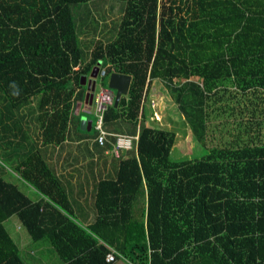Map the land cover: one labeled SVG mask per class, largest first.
<instances>
[{
    "label": "trees",
    "instance_id": "16d2710c",
    "mask_svg": "<svg viewBox=\"0 0 264 264\" xmlns=\"http://www.w3.org/2000/svg\"><path fill=\"white\" fill-rule=\"evenodd\" d=\"M89 1L0 0V264H43L47 254L50 264H264V0H116L115 32L86 45L72 8ZM98 62L104 83L112 71L130 76L102 113L104 130L137 139L114 156L94 140L92 108L93 142L115 167L83 219L44 152L64 141ZM158 95L159 122L143 111ZM240 113L244 124L227 130ZM166 118L203 153L171 158L177 131ZM12 218L48 244L20 249L3 225Z\"/></svg>",
    "mask_w": 264,
    "mask_h": 264
},
{
    "label": "crops",
    "instance_id": "0c3cea01",
    "mask_svg": "<svg viewBox=\"0 0 264 264\" xmlns=\"http://www.w3.org/2000/svg\"><path fill=\"white\" fill-rule=\"evenodd\" d=\"M100 63V62H99ZM100 65V64H99ZM98 66V65H97ZM88 78V75L85 76ZM104 77L99 74L94 79V84L91 82L84 83V92L81 98L77 99L73 103V115L71 120L74 119L76 124L79 125L80 131L92 130L93 118L89 119L85 113L92 111L90 99L87 97V92L94 88L96 91L99 87L103 86ZM99 82V83H98ZM107 82V80H106ZM106 87V85L104 86ZM162 95L151 96L150 101L157 99V104H154L156 111L153 106H150V111L159 114L161 119L163 115V107L161 106L163 99ZM148 105V101L144 102ZM80 113H82L80 115ZM149 116V115H148ZM165 122L167 125H171L170 121L166 118ZM122 126V125H121ZM124 132V126L121 127ZM91 133L75 132L70 133L69 128L67 135L63 142L57 146H50L46 148L44 156L47 162L52 166L59 175L60 180L63 184L69 185L71 188L79 189L75 196L79 198L76 205L79 209L85 210L80 211L77 215L83 219H91L94 214L93 210V195L94 185L96 181L114 170V158L111 157L110 153L106 150H102L93 142V136ZM45 148V147H44ZM101 149V150H100ZM83 153V155L81 154ZM128 150L121 151L120 157H126ZM113 163V164H112ZM74 197V195H73ZM83 212H86L88 216H85ZM112 264H125L124 261L116 259Z\"/></svg>",
    "mask_w": 264,
    "mask_h": 264
},
{
    "label": "rangeland",
    "instance_id": "374dc122",
    "mask_svg": "<svg viewBox=\"0 0 264 264\" xmlns=\"http://www.w3.org/2000/svg\"><path fill=\"white\" fill-rule=\"evenodd\" d=\"M123 6V3L121 1H116V0H92L87 2L86 4H79V5H75L72 8V13L73 16L76 17V32L78 33L79 38L81 39V41H83L84 44L86 45H90L91 42L95 39H100V38H109L112 36V34L115 32V28L117 25V21L119 19V15L121 12V7ZM82 9V10H81ZM81 13L82 16H86L87 14H90L88 16V19H86L83 23H80L81 21ZM93 18V21H92ZM89 20L92 21L89 23ZM99 62L97 63V65L99 66ZM99 83V82H98ZM104 87L106 85V83H102ZM264 95V94H263ZM163 99V97H161ZM146 102V101H145ZM154 102L157 104V99L154 100ZM153 102V108L154 111H156V107H154V103ZM142 104V102H141ZM150 105V101H148V105L146 103L143 104V111L145 114L149 115V118L154 120L153 115L149 109ZM23 111V110H21ZM20 111V112H21ZM82 113H80L81 115ZM87 115V117L89 119L93 118V113L92 111L85 113ZM264 114V113H263ZM154 115H156V113L154 112ZM158 115H156L157 117V121L159 122L161 119H163L161 117V119L158 117ZM234 116V115H233ZM231 116L230 117V124L227 128V130H230L232 132H235L237 129L236 123L237 121L241 120V124H244V121L247 117V114L245 113H240V114H235V117ZM264 116V115H263ZM235 118V120H234ZM222 119V118H221ZM152 123H154V121H152ZM170 124L171 127H175L176 128V136H177V140L175 141V143L172 145V149L170 151V157L173 159H179L182 157H190L193 155H199L200 153H203L204 150H202V148L199 146V144L197 142H195V140H193L191 133L189 132V129L187 128H183V122L181 120H173L170 119ZM217 123V119L215 121H211V123ZM167 124V123H165ZM252 125V124H251ZM226 126V127H227ZM252 127H254V125H252ZM69 131L70 133H75V132H83V133H91L92 130H88V131H80L79 129V125L76 124V121L74 119L71 120L69 126ZM184 132V133H183ZM184 134V135H183ZM195 145V146H194ZM133 149V147L131 149L128 150L131 151ZM2 154V153H1ZM0 154V161H4V162H8L5 161V159L3 158V156ZM83 155V153H81ZM2 157V158H1ZM54 167V165H53ZM12 175H14L13 173H11ZM10 174V175H11ZM9 175V174H8ZM8 175H5L7 178L11 179ZM17 184L19 186V189L24 192L28 197H30L31 199L36 198L37 194L35 193L34 190H32V188L30 187H26L27 185L24 183H21V181H17ZM72 193L74 194V197H71V202L76 206V203L78 202L79 198H77L75 196L76 192L79 189L76 188H71ZM4 227L9 231L10 236L12 237V232L14 233V238H18L16 240V243L18 244V247L20 249H24L23 247L28 245L30 248L36 245H40V244H44L45 246L48 244V242L46 241V239H42V240H31L30 238H28L27 236L21 235L23 234V232L21 233V230H19L16 225V222L14 220V218L12 219H8L6 221L3 222ZM16 234V235H15ZM19 235V236H18ZM27 248V247H25ZM35 248V247H34ZM34 251V249H33ZM42 253L44 252V250H41ZM42 253H40V255H38L39 257L42 255ZM22 255L24 256V260L26 258L25 252H22ZM49 254H47L46 256V262H42L43 264H50L53 260L50 259L48 260V258H50L48 256ZM31 260L33 259V256L27 255ZM45 261V260H43ZM26 263H27V259H26Z\"/></svg>",
    "mask_w": 264,
    "mask_h": 264
},
{
    "label": "built area",
    "instance_id": "2783aa9c",
    "mask_svg": "<svg viewBox=\"0 0 264 264\" xmlns=\"http://www.w3.org/2000/svg\"><path fill=\"white\" fill-rule=\"evenodd\" d=\"M103 70H100L98 73L100 76L103 75ZM91 105L93 108V113L95 116L93 127L96 130L97 134L94 138L98 144H104L107 142L110 144L111 153L114 156H120L121 151L129 150L135 145L137 139L136 134H127V133H108L103 128L102 123V113L108 105L112 104V94L103 87H99L96 91L92 93ZM152 107L153 101H150ZM153 118L157 120L156 115L152 112ZM107 136H111L112 140L107 139ZM105 261L110 262L114 261L113 250H108L104 256ZM127 264H132L128 262Z\"/></svg>",
    "mask_w": 264,
    "mask_h": 264
},
{
    "label": "water",
    "instance_id": "95a60500",
    "mask_svg": "<svg viewBox=\"0 0 264 264\" xmlns=\"http://www.w3.org/2000/svg\"><path fill=\"white\" fill-rule=\"evenodd\" d=\"M98 66H94L89 74L88 78H83L81 84L92 83L94 84V79L97 75ZM130 76L127 74L110 72L107 76L106 89L112 94V106L115 107L117 105L118 99L121 95H124L127 92L129 85ZM94 88L87 92V97L91 99ZM102 249V247H100Z\"/></svg>",
    "mask_w": 264,
    "mask_h": 264
},
{
    "label": "clouds",
    "instance_id": "9594fccd",
    "mask_svg": "<svg viewBox=\"0 0 264 264\" xmlns=\"http://www.w3.org/2000/svg\"><path fill=\"white\" fill-rule=\"evenodd\" d=\"M103 88H106V87H103ZM94 92V91H93ZM113 99V98H112Z\"/></svg>",
    "mask_w": 264,
    "mask_h": 264
}]
</instances>
